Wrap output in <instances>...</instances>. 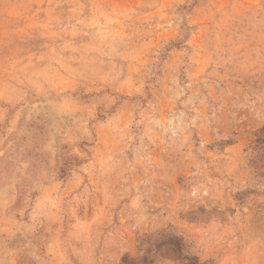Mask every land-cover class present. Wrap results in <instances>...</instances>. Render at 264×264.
Instances as JSON below:
<instances>
[{
    "label": "rangeland",
    "instance_id": "1",
    "mask_svg": "<svg viewBox=\"0 0 264 264\" xmlns=\"http://www.w3.org/2000/svg\"><path fill=\"white\" fill-rule=\"evenodd\" d=\"M0 264H264V0H0Z\"/></svg>",
    "mask_w": 264,
    "mask_h": 264
}]
</instances>
